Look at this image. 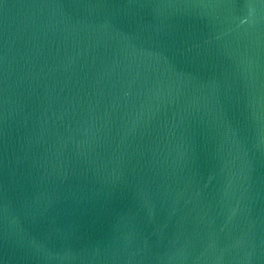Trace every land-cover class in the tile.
<instances>
[{"label":"water","instance_id":"water-1","mask_svg":"<svg viewBox=\"0 0 264 264\" xmlns=\"http://www.w3.org/2000/svg\"><path fill=\"white\" fill-rule=\"evenodd\" d=\"M0 264H264V0H0Z\"/></svg>","mask_w":264,"mask_h":264}]
</instances>
